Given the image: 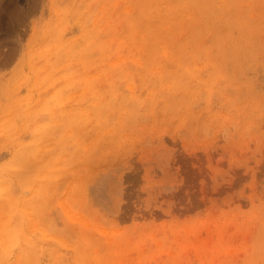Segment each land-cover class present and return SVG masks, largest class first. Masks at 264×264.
<instances>
[{"label": "rangeland", "instance_id": "374dc122", "mask_svg": "<svg viewBox=\"0 0 264 264\" xmlns=\"http://www.w3.org/2000/svg\"><path fill=\"white\" fill-rule=\"evenodd\" d=\"M0 264H264V0H0Z\"/></svg>", "mask_w": 264, "mask_h": 264}]
</instances>
